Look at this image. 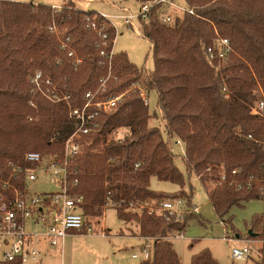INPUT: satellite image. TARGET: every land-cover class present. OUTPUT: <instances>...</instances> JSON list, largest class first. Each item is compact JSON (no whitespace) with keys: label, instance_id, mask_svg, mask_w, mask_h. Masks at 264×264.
Instances as JSON below:
<instances>
[{"label":"trees","instance_id":"1","mask_svg":"<svg viewBox=\"0 0 264 264\" xmlns=\"http://www.w3.org/2000/svg\"><path fill=\"white\" fill-rule=\"evenodd\" d=\"M179 1L193 13L172 12L171 22L163 24L159 16L164 9L155 7L146 22H139L141 35L150 43L151 72L137 68L123 52L114 53L110 61L117 81L110 83L108 95L142 82L147 93L155 92L163 132L149 126L157 115L149 113L139 92H128L112 112L99 113L97 130L82 136L72 188L82 197L88 222L101 217L111 202L119 205L115 210L120 220L135 224L139 236L152 240L150 257L140 264H181L169 237L183 234L188 221L201 219L193 212L182 221L132 212L129 203L151 207L182 198L193 208L185 177H195L225 231L232 229L233 208L252 200L264 206V118L251 113L255 91L260 88L264 94V0ZM87 20L104 27L111 49L115 30L96 11L77 9L70 0L59 11L51 5L0 0V194L6 192L2 181L9 180L13 167L35 169L25 161L27 153L60 155L77 128L69 111L107 74L109 60L100 55L99 39L87 28ZM51 25L70 37L81 65H72L49 33ZM218 38L227 39L232 52L210 60L205 50ZM36 72L68 93L69 101L51 103L33 93L29 79ZM120 130L123 135L112 139ZM162 133L182 142L185 174ZM232 171H237L235 176ZM151 178L172 183L179 191L155 192ZM10 184L26 187L23 177L10 179ZM232 234L240 238L233 229ZM245 238L263 240L264 211L253 217ZM190 264L219 263L204 249ZM256 264H264V254Z\"/></svg>","mask_w":264,"mask_h":264},{"label":"built area","instance_id":"2","mask_svg":"<svg viewBox=\"0 0 264 264\" xmlns=\"http://www.w3.org/2000/svg\"><path fill=\"white\" fill-rule=\"evenodd\" d=\"M155 7H162L164 12L159 16L163 24L171 22L172 12L189 13L192 10L185 5L179 4L176 0H147L143 2L137 10V13H128L118 17H110L101 14V17L109 21L115 30L117 29L110 19L119 18L122 21L124 30L133 31L140 35L136 24L140 21L146 22ZM59 11L60 7H53ZM87 28L92 30L99 39L98 48L100 55L109 60L108 72L98 80L97 87L94 90L87 91L82 98V104L79 107L69 111L68 117L75 121L77 128L65 140L62 151L58 156H42L37 152L27 153L25 161L35 165V169L13 167L8 181H2L6 192L0 194V263L34 264L41 258L42 252L36 246V243L43 242L48 247H58L63 249L64 239L72 233H88L92 231L91 224L85 219L82 210V197L72 193V188L76 186L77 180L74 179L76 172V162L79 157L82 144L81 138L100 126L98 121L99 113H110L119 104L121 99L130 91H138L144 105L148 106L147 92L142 82H134L131 87L123 93L108 95L110 83L116 82L117 78L112 75L110 61L114 55V40L111 41L112 47L107 50V35L103 26H96L95 23L88 21ZM49 33L54 37L59 47L66 52V55L74 67L82 64L81 58L71 45L69 36H61L57 27L51 25L48 27ZM232 52L230 43L227 39L218 38L217 41L209 46L205 53L210 60L225 59ZM33 93L39 94L51 103L68 102L70 96L64 90L53 83L50 79L44 77L40 72H36L29 79ZM257 96L251 113L264 118V94L259 88L255 91ZM32 108L36 105L29 102ZM163 122V120H162ZM173 144L182 148L183 144L179 139L173 138ZM170 149V148H169ZM171 151V150H170ZM172 152V151H171ZM42 170L46 175L53 178L57 183L58 190L54 193L30 194L25 189H19L10 184V179L24 178L26 182L37 181V171ZM210 169L207 168V171ZM237 171H232L235 176ZM225 175L222 173L220 181L223 182ZM0 176V182H1ZM117 204L108 202L106 208H116ZM128 211L141 213L146 211L151 216H162L166 219L172 218L175 221H182L186 213H199L196 206L188 207L186 200L182 198L174 200H163L151 207H145L136 203H129ZM104 233V232H103ZM227 234V233H225ZM183 234L173 233L169 239H181ZM140 256L132 255L133 259L147 260L150 257L152 240L148 237H141ZM225 241L233 242L240 240L237 236H225ZM243 241V240H240ZM250 240H245L244 246L232 247L230 256L233 261L246 260L250 256ZM35 243V244H34Z\"/></svg>","mask_w":264,"mask_h":264},{"label":"rangeland","instance_id":"3","mask_svg":"<svg viewBox=\"0 0 264 264\" xmlns=\"http://www.w3.org/2000/svg\"><path fill=\"white\" fill-rule=\"evenodd\" d=\"M14 2H32L34 4L61 6L65 0H8ZM74 7L83 11H96L110 17H118L127 14L123 8L129 10L131 14L137 13L141 0H70ZM179 4V0H176ZM165 10V9H164ZM117 29V36L114 41L116 53L123 52L128 60L137 68H145L147 71L153 70V57L150 43L141 33L140 35L123 28L119 18L110 19ZM140 32L139 23L136 24ZM148 100V111L151 115L156 113L157 117L149 121V126L158 127L163 132V122L156 106L155 92L146 94ZM120 130L112 135V139H117L123 135ZM164 140L174 155L176 166L185 174L183 166L182 148L173 144V138L168 139L164 133ZM184 148V147H183ZM36 182H26L27 191L30 194H43L57 192V183L52 177L46 175L42 170L37 171ZM185 189L189 185L192 188L191 204L199 208L201 221L194 218L188 221L183 232V238L171 240L172 247L179 257L181 264H190L191 257L200 251L207 249L212 257L219 264H256L261 254H264L263 240L250 239V256L246 260L233 261L230 256L232 247H242L244 243L240 240H248L245 235L251 227L253 217L261 215L264 211L263 203L260 200H252L243 207L233 208L230 212L232 218L231 227L240 235V240L233 242L225 241L223 237L231 236L232 229L228 227L225 231L223 225L215 215L204 188L197 178L187 177ZM150 188L155 192L174 194L179 191V187L169 183L161 182L156 178H151ZM92 231L84 234L72 233L64 239L63 249L58 247H48L50 249L49 258H45L42 263L34 264H140L141 260L133 259L132 255L140 256L141 240L135 224H127L116 215L115 208H106L101 217L89 221ZM104 232V233H103ZM227 232V234H225Z\"/></svg>","mask_w":264,"mask_h":264},{"label":"crops","instance_id":"4","mask_svg":"<svg viewBox=\"0 0 264 264\" xmlns=\"http://www.w3.org/2000/svg\"><path fill=\"white\" fill-rule=\"evenodd\" d=\"M90 1H92V0H87V2H89L90 3ZM143 2H140L139 3V5H138V7L142 4ZM52 7H56V6H53V5H51ZM60 7V6H59ZM123 9H125V8H123ZM99 13V12H98ZM124 29V28H123ZM113 51H114V53H116L115 52V50H114V46H113ZM199 209V208H198ZM242 242H244V240L242 241ZM35 244V243H34ZM36 246L38 247V249L42 252V255H41V258L39 259V263H42L43 262V260L45 259V258H49L48 256H50L49 254H50V249L48 248V246L47 245H45L43 242H38V243H36ZM45 257V258H44Z\"/></svg>","mask_w":264,"mask_h":264}]
</instances>
